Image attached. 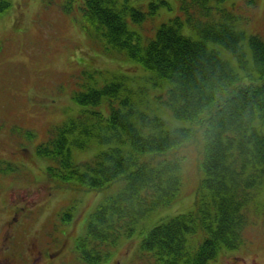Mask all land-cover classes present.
<instances>
[{
    "label": "trees",
    "instance_id": "1",
    "mask_svg": "<svg viewBox=\"0 0 264 264\" xmlns=\"http://www.w3.org/2000/svg\"><path fill=\"white\" fill-rule=\"evenodd\" d=\"M177 1L179 12L157 28L154 17L163 6L172 7L168 0L62 4L66 13L77 11L107 49L126 54L127 67L138 68L129 72L124 66L97 84L104 72L95 53L104 46L87 39L94 53L85 60L96 68L81 76L82 88L74 93L83 107L37 146L49 160V193L119 187L91 214L94 246L84 248L85 238L79 244L92 264L108 255L98 245L131 235L142 219L173 201L194 157L204 172L195 209L149 229L140 226V248L154 264H210L221 246L245 243L250 204L264 182V35H248L241 24L249 18L235 11L236 4L228 6L229 0ZM10 4L0 0V15ZM88 147H95L94 156L75 161L74 151ZM191 147L194 155L187 153ZM68 213L63 216L70 218ZM199 231L203 237L190 245L188 236Z\"/></svg>",
    "mask_w": 264,
    "mask_h": 264
},
{
    "label": "rangeland",
    "instance_id": "2",
    "mask_svg": "<svg viewBox=\"0 0 264 264\" xmlns=\"http://www.w3.org/2000/svg\"><path fill=\"white\" fill-rule=\"evenodd\" d=\"M63 2L64 0H11L10 7L0 15V87L7 90L0 97V130L7 133V135L0 133V146L7 152L9 148L11 152L12 144L18 148L26 145L36 148L49 137L55 125L76 118L83 104L74 99V93L78 87L82 88L81 76L85 73H94L96 68V64H93L92 68L88 67L85 60V55L94 53L92 44L87 39L92 40L93 37L105 48L100 47L101 52L95 53L97 57L99 56L97 60L100 66H97L104 72L96 76L97 84L107 82L110 74L120 73L124 66V70L127 69L129 72L138 69L136 66H126L130 59L126 54L115 49H107L95 38L88 29L89 23L84 21L77 11L74 13L63 11ZM168 2L172 7L163 6L154 17L159 21L156 28L161 22L179 12L177 0H168ZM233 3L237 5L235 11L242 13L243 18H249L248 23L241 24L246 33L264 35V0L228 1V4ZM162 17L164 19H161ZM106 55L113 56V60L111 57H105ZM96 70L100 71V69ZM137 82L148 83L151 90H156L152 82L144 79H139ZM156 92L158 93L155 91L154 94ZM194 149L195 147H191L187 153L192 152L190 154L194 155ZM95 153V147H88L75 150L73 157L75 161L81 162L90 159ZM20 154L27 157V161L35 170L30 165L21 164L18 161L19 156L10 157V154L0 148V162L5 160L9 162L10 167L19 168L14 176L0 178V185L3 188L13 185L14 182H18L14 178L16 176L26 178L27 184L35 183L39 178V183L29 185L31 188H24L26 187L24 183L18 185L21 187L4 191L0 199L4 197L7 202L11 199L16 203L25 200L28 204L47 202L44 207L43 205L33 207L36 215L44 214V216L35 222L32 219L33 223L27 226L30 231L25 242L26 252L30 253L31 247L37 251V246H44L43 242L53 243L59 240L69 228L66 232L68 234L66 243L62 250L55 251L53 256L68 251L73 239L74 246L70 249L72 260H70L71 256H64L62 264H86L77 253L76 243L87 231L89 219L95 211L93 208L96 209L104 199L114 196L112 193L117 192L119 187L108 188V186L101 191L83 189V192L56 188L49 193V189L44 188L48 184L44 177L49 163L48 158L39 155L40 159L37 161L34 150L33 155L24 149ZM38 165L42 166V169L41 167L38 169ZM203 176L204 172L202 169L198 170L194 157L190 167H184L183 184L178 195L168 205L156 209L145 218L143 223L146 228L149 229L156 222L177 213L192 211L196 206L199 184ZM42 179L43 183L40 182ZM203 194H207V191H202V196ZM204 198L211 199L207 195ZM70 206L73 213L71 219L65 221L59 219L63 209L66 210ZM250 206V224L244 231L245 243L238 248L221 246L219 253H222L210 264H264V182L258 187ZM74 215L77 218L72 225ZM5 230L8 231L0 221V239ZM22 231L25 230L20 227V232ZM133 231L131 236L122 237L119 243L111 248L112 255L107 260H103L102 264H148V259L143 254L147 257L149 254L140 248L139 233ZM71 235L74 238L70 240ZM202 237V231L190 234L189 244L197 246ZM87 240L90 238L87 237ZM234 252L238 258L231 256ZM2 259L3 256H0V262ZM9 264L17 263L10 259Z\"/></svg>",
    "mask_w": 264,
    "mask_h": 264
},
{
    "label": "flooded vegetation",
    "instance_id": "3",
    "mask_svg": "<svg viewBox=\"0 0 264 264\" xmlns=\"http://www.w3.org/2000/svg\"><path fill=\"white\" fill-rule=\"evenodd\" d=\"M14 150H11L10 152V157L12 156H19L18 161L22 163L23 165L27 164L30 165L29 162L27 161V157H24V154H20L21 152L16 153ZM30 153V151H28ZM31 154V153H30ZM9 163V162H8ZM31 166V165H30ZM23 201V200H19ZM36 203L33 204H25V203H12V202H7L5 199L0 200V212L2 211H9L8 218H2L1 220L4 221L9 225V229L6 232V235L0 240V256H3L4 259L0 262L1 264H9L10 259L15 260V262L20 261L19 256H16L15 253L10 254V249L17 250V244L18 242L14 240V235L18 231V226L20 223H24L27 218L25 215L28 213L30 210V207L35 205ZM14 206V207H12ZM37 251L33 250V247L30 248V253L27 254L24 259L26 260L25 264H44L46 263L44 261V251L41 249V246H37ZM36 253V254H35ZM52 257V255H49V257ZM50 262L48 261L46 264H49Z\"/></svg>",
    "mask_w": 264,
    "mask_h": 264
}]
</instances>
